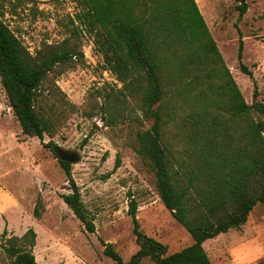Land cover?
<instances>
[{
    "label": "trees",
    "instance_id": "1",
    "mask_svg": "<svg viewBox=\"0 0 264 264\" xmlns=\"http://www.w3.org/2000/svg\"><path fill=\"white\" fill-rule=\"evenodd\" d=\"M28 1L37 0H14L13 5ZM72 1L78 12L68 35L44 42L34 54L4 22L0 9V81L22 133L41 140L54 135L71 104L48 74L82 62L80 35L91 36L103 66L121 82L102 96L95 93L92 111L97 108L103 123L114 125L129 114L133 101L150 122L136 132V152L154 172L162 203L192 237L191 244L167 254L164 243L141 229L132 198L128 213L138 249L124 260L111 242H103V254L114 264H141L145 257L156 264H210L204 241L240 228L252 208L264 203V101L257 99L256 88L254 101H245L195 0ZM238 1L242 16L247 4ZM241 38L239 68L252 76L242 63ZM173 126L184 145L182 157L165 136ZM45 146L57 157L51 142ZM58 161L69 180L70 163ZM62 198L94 232L78 187L72 184V192ZM42 212L39 196L32 213L40 219ZM1 237L9 264H38L32 227L21 236H7L3 229Z\"/></svg>",
    "mask_w": 264,
    "mask_h": 264
},
{
    "label": "rangeland",
    "instance_id": "2",
    "mask_svg": "<svg viewBox=\"0 0 264 264\" xmlns=\"http://www.w3.org/2000/svg\"><path fill=\"white\" fill-rule=\"evenodd\" d=\"M195 1L245 101H254L255 88L257 99L264 101V0H241L247 4L242 16L238 0ZM13 3L2 0V19L32 54L44 42L68 35L70 20L78 12L72 0ZM240 36L242 63L252 76L239 68ZM80 40L83 61L48 74L71 104L54 135H44L41 140L23 134L0 81V264L11 260L2 247L3 229L7 236H21L30 227L36 232L33 254L38 264H114L103 254V242H111L128 260L138 249L128 213L132 198L138 203L141 229L164 243L167 254L192 243L189 232L162 203L154 172L136 152V132L150 122L143 119L133 101L128 105L129 114L114 125H105L97 108L92 111L93 95L100 92L102 96L121 82L103 66L92 37L81 34ZM49 85L45 81L43 86ZM90 112L94 114L89 116ZM177 131V126L170 127L165 136L180 155L184 145L175 137ZM50 142L55 149L78 153V161L70 163L69 180L52 149L45 146ZM72 184L78 187L95 225L92 233L62 198L72 192ZM39 196L43 212L36 219L32 210ZM203 247L210 264H264V203L252 208L240 228L205 240ZM141 264L156 263L145 257Z\"/></svg>",
    "mask_w": 264,
    "mask_h": 264
},
{
    "label": "water",
    "instance_id": "3",
    "mask_svg": "<svg viewBox=\"0 0 264 264\" xmlns=\"http://www.w3.org/2000/svg\"><path fill=\"white\" fill-rule=\"evenodd\" d=\"M55 153L57 158L68 163H75L79 159V155L76 151H70L63 148H56Z\"/></svg>",
    "mask_w": 264,
    "mask_h": 264
}]
</instances>
